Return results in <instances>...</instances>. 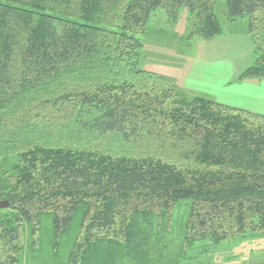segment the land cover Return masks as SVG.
<instances>
[{
  "label": "trees",
  "instance_id": "1",
  "mask_svg": "<svg viewBox=\"0 0 264 264\" xmlns=\"http://www.w3.org/2000/svg\"><path fill=\"white\" fill-rule=\"evenodd\" d=\"M217 1L0 0V264L44 215L54 248L75 233L68 264H188L264 236V114L138 66L153 10L186 8L188 37L210 39ZM223 3L255 53L236 80L263 79L264 0Z\"/></svg>",
  "mask_w": 264,
  "mask_h": 264
},
{
  "label": "rangeland",
  "instance_id": "2",
  "mask_svg": "<svg viewBox=\"0 0 264 264\" xmlns=\"http://www.w3.org/2000/svg\"><path fill=\"white\" fill-rule=\"evenodd\" d=\"M223 4V0H218L215 7L220 33L210 39L188 37L193 21L186 8H181L174 23L168 22L164 8L153 10L145 25L144 33L137 35L142 42L138 66L162 75L163 72L171 71L175 67L185 68L194 61L216 63V65L220 61H226L232 65L236 76L239 75L254 63L253 43L245 32L246 17L236 18L233 21L227 19ZM231 97L234 101L244 99L243 96H239L238 99L236 96ZM186 209L187 202H181L174 207L172 216L177 222L176 225L185 219ZM74 234L70 232L69 235L64 236L54 248L50 218L44 215L41 218L39 240L33 246L30 241L29 226L26 224L24 249L19 264H68V254ZM200 253L202 255H194L196 253L193 252L194 259L188 264L262 263L264 236L230 238L223 241L216 251ZM181 264L187 263L181 262Z\"/></svg>",
  "mask_w": 264,
  "mask_h": 264
},
{
  "label": "crops",
  "instance_id": "3",
  "mask_svg": "<svg viewBox=\"0 0 264 264\" xmlns=\"http://www.w3.org/2000/svg\"><path fill=\"white\" fill-rule=\"evenodd\" d=\"M206 63L194 61L185 68L175 67L162 75L166 73L164 76L176 81L185 91L205 94L217 102L264 114V78L238 81L232 65L226 61L218 65ZM231 96L244 99L234 101Z\"/></svg>",
  "mask_w": 264,
  "mask_h": 264
},
{
  "label": "water",
  "instance_id": "4",
  "mask_svg": "<svg viewBox=\"0 0 264 264\" xmlns=\"http://www.w3.org/2000/svg\"><path fill=\"white\" fill-rule=\"evenodd\" d=\"M8 205L9 204L7 200H0V209L7 208Z\"/></svg>",
  "mask_w": 264,
  "mask_h": 264
}]
</instances>
